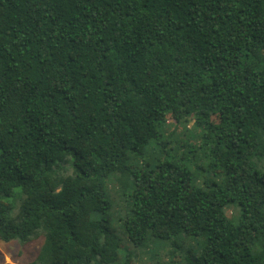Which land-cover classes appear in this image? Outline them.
I'll list each match as a JSON object with an SVG mask.
<instances>
[{
	"label": "trees",
	"instance_id": "obj_1",
	"mask_svg": "<svg viewBox=\"0 0 264 264\" xmlns=\"http://www.w3.org/2000/svg\"><path fill=\"white\" fill-rule=\"evenodd\" d=\"M152 143L165 156L139 163ZM257 156L264 0H0V240L42 236L27 264H140L181 235L198 253L150 263L264 264ZM116 174L141 254L120 256Z\"/></svg>",
	"mask_w": 264,
	"mask_h": 264
},
{
	"label": "rangeland",
	"instance_id": "obj_2",
	"mask_svg": "<svg viewBox=\"0 0 264 264\" xmlns=\"http://www.w3.org/2000/svg\"><path fill=\"white\" fill-rule=\"evenodd\" d=\"M170 122V121H169ZM191 126V122L188 124L187 127ZM174 126L170 122V128L168 127L167 130L172 131V128ZM182 125L179 126V132L182 131ZM166 133V131H165ZM199 130L194 129L193 131L186 132L185 136L182 137V141L185 140H194L196 139V135L198 136ZM194 137V139H193ZM162 139L166 138V135H162ZM185 139V140H184ZM198 141V140H197ZM189 143H193L190 142ZM159 146L158 144L152 143L146 151L143 153L142 156H138V162H142V160H149L150 157L157 158L159 156H165L164 154L161 155V152L159 151ZM170 153H173V150L170 151ZM187 163H193L192 161L189 162L188 160L186 161ZM194 163H201L205 165L206 161H201L199 157L194 161ZM253 164L258 170L264 169V156H257L253 158ZM204 174L208 177H213L214 173L212 171H206ZM118 178L122 182H124L128 188L131 187V178L126 177V176H121L119 174L116 175H111L107 177L104 180V185H105V191L106 194L109 195L110 200L112 201V207L110 210H108V213L112 215V226L114 227V231L119 239V252L120 256L123 257L124 255L130 253V252H140V249L135 248L130 240L127 238V235L125 233L124 227H123V222H122V216L125 212V209L127 207V198L124 196L122 197L123 200L119 201L118 198H113L112 196H115L114 193V186L115 183H118ZM214 178V177H213ZM19 195L14 194L12 197L8 198V200L11 202L13 205V212H17V207L19 203ZM225 211L228 215L234 214L237 212L236 216L239 215V210L238 208L233 205V204H228L225 207ZM229 217H234V216H229ZM235 218V217H234ZM233 218V219H234ZM42 242V236L39 237L38 240L32 241L30 243L26 244H20L18 241L13 240L10 242H4L0 240V259H2V264H27L31 260H33L36 255L39 252L40 245ZM175 242V243H174ZM201 241L197 237H185L184 235H181L179 237L170 239L169 241L160 243L158 245H154L151 250L147 252H141L139 256L140 258V264H151V255H153L156 259H174L172 255V251L176 250V245L175 244H180V245H185V247H191L194 253H198V246L200 245Z\"/></svg>",
	"mask_w": 264,
	"mask_h": 264
},
{
	"label": "snow or ice",
	"instance_id": "obj_3",
	"mask_svg": "<svg viewBox=\"0 0 264 264\" xmlns=\"http://www.w3.org/2000/svg\"><path fill=\"white\" fill-rule=\"evenodd\" d=\"M0 264H2V259H0Z\"/></svg>",
	"mask_w": 264,
	"mask_h": 264
}]
</instances>
